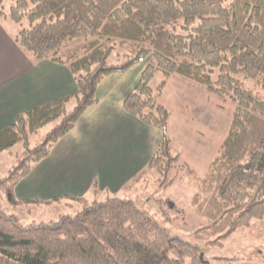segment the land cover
Returning a JSON list of instances; mask_svg holds the SVG:
<instances>
[{"label":"trees","instance_id":"16d2710c","mask_svg":"<svg viewBox=\"0 0 264 264\" xmlns=\"http://www.w3.org/2000/svg\"><path fill=\"white\" fill-rule=\"evenodd\" d=\"M12 1L9 12L0 3V15L23 26L15 41L36 60L67 64L78 89L19 115L0 131V153L24 144L0 177V195L10 205L62 200H20L16 187L98 102V86L108 75L148 60L124 102L128 112L163 132L147 169L159 174L161 187L181 173L196 178L192 206L208 220L195 231L197 241L222 244L251 227L264 237V0ZM158 72L164 79L153 87ZM175 74L236 104L229 132L203 176L181 161L168 134L171 112L160 97ZM50 124L33 146L31 136ZM68 199L81 209L30 226L6 214L0 203V264H210L198 243L171 234L131 199ZM158 204L168 220L165 205L186 216L170 198Z\"/></svg>","mask_w":264,"mask_h":264},{"label":"crops","instance_id":"0c3cea01","mask_svg":"<svg viewBox=\"0 0 264 264\" xmlns=\"http://www.w3.org/2000/svg\"><path fill=\"white\" fill-rule=\"evenodd\" d=\"M18 31L0 18V131L12 126L19 115L78 89L67 64L36 60L15 41ZM147 64L148 60L138 62L125 72L108 75L100 83L98 102L19 182L18 199L51 200L60 196L63 198L57 203L65 201L70 206L71 197L88 198L97 193L104 196L103 201L107 196L121 198L119 195L136 189L163 137L161 129L143 122L124 106ZM173 87L178 89L176 98L170 95ZM205 89L184 76L170 77L160 101L171 112L168 134L173 145L183 136L175 107H181L187 113L184 116L197 118L195 94L205 96Z\"/></svg>","mask_w":264,"mask_h":264},{"label":"rangeland","instance_id":"374dc122","mask_svg":"<svg viewBox=\"0 0 264 264\" xmlns=\"http://www.w3.org/2000/svg\"><path fill=\"white\" fill-rule=\"evenodd\" d=\"M1 10L9 12L12 0H0ZM5 24L12 29H22V25L15 23L10 18L0 15ZM28 26V21H24ZM15 33V32H14ZM18 33V32H17ZM164 79V73L158 72L152 80V86L157 87ZM250 86H253L252 84ZM205 96L201 93L195 94L198 104L199 116L190 118L184 116L181 107H175L176 118L181 125L182 138L173 145L174 149L181 155V161L191 165L196 176H203L212 159L218 155L220 146L227 136L233 118L236 104L230 98L221 97L210 93L207 89ZM178 89L173 87L170 95L176 98ZM186 113V112H185ZM187 114V113H186ZM48 125L31 136V144L35 146L41 143L46 134L51 130ZM24 151V144L18 143L11 149L0 153V177L6 175L9 169L16 163L17 157ZM159 174L147 169L141 174L136 189L130 190L127 195H119L121 198L132 199L141 209L148 212L162 225L168 228L173 235L198 243L203 249V255L210 264H264V237L260 236L254 227L238 230L221 244H208L197 241L195 231L208 220L200 216L192 206V198L197 191V180L181 173V177L173 184L161 187ZM136 197V198H135ZM86 198V197H84ZM172 199L174 203L186 211V216L178 213L174 208L165 205L172 219L168 220L159 210V199ZM89 202L101 201L104 196L95 194L86 198ZM0 203L6 214L16 215L20 224L30 226L35 223L57 221L61 215L73 214L81 209L82 204L75 202L74 206L53 202L52 204H24L19 206L10 205L5 197L0 195ZM258 251L259 254L253 253ZM229 258V259H227Z\"/></svg>","mask_w":264,"mask_h":264},{"label":"water","instance_id":"95a60500","mask_svg":"<svg viewBox=\"0 0 264 264\" xmlns=\"http://www.w3.org/2000/svg\"><path fill=\"white\" fill-rule=\"evenodd\" d=\"M204 255H202V257H203Z\"/></svg>","mask_w":264,"mask_h":264}]
</instances>
